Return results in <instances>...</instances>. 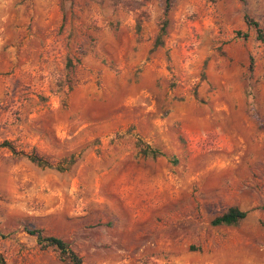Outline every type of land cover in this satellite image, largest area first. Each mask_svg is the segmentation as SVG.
Instances as JSON below:
<instances>
[{
    "label": "rangeland",
    "instance_id": "374dc122",
    "mask_svg": "<svg viewBox=\"0 0 264 264\" xmlns=\"http://www.w3.org/2000/svg\"><path fill=\"white\" fill-rule=\"evenodd\" d=\"M244 15L264 33V0H0L5 264H69L26 230L81 264H264V40ZM229 207L245 217L212 226Z\"/></svg>",
    "mask_w": 264,
    "mask_h": 264
},
{
    "label": "trees",
    "instance_id": "16d2710c",
    "mask_svg": "<svg viewBox=\"0 0 264 264\" xmlns=\"http://www.w3.org/2000/svg\"><path fill=\"white\" fill-rule=\"evenodd\" d=\"M244 24L247 28H252L255 32V37L259 41L264 40V33L262 32L261 28L259 27L258 23L253 20L252 18L248 17L247 15L243 16ZM245 37V34L243 35ZM251 67V66H250ZM4 147H7L9 151L15 153L13 148L9 144H1ZM135 145L138 148L139 153L145 156L150 157H157L160 155L158 150L152 149L149 146L142 144L140 140H136ZM29 162L33 163L37 167L41 168H50L52 167L51 164L39 157L35 154H22ZM73 163V160L70 159L67 162V165ZM67 166H55L54 169L56 170H65ZM246 213L244 211L239 210L237 207H229L221 213L220 215L214 217L210 224L212 226H235L237 225L244 217ZM26 233L30 236H33L37 246L41 250H45L47 248H52L58 254V257L61 261H66L69 264H81L80 258L68 247V245L63 242L61 239L53 237V236H45L42 235L38 230H26ZM0 264H5L3 258L0 255Z\"/></svg>",
    "mask_w": 264,
    "mask_h": 264
}]
</instances>
